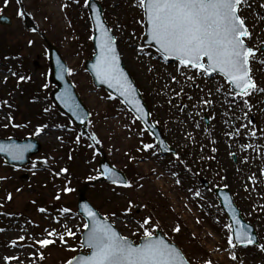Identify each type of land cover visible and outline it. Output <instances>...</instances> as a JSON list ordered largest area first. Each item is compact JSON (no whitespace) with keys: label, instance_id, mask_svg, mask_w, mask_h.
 Listing matches in <instances>:
<instances>
[{"label":"rangeland","instance_id":"rangeland-1","mask_svg":"<svg viewBox=\"0 0 264 264\" xmlns=\"http://www.w3.org/2000/svg\"><path fill=\"white\" fill-rule=\"evenodd\" d=\"M1 1L0 14L9 16L11 22L10 25L0 24V133L6 131L9 134L3 137L17 139L36 137L41 143L34 161L23 168L13 171L0 162V229H3L0 231V264H6L5 256L19 257L11 264H25L36 249L19 244L30 243L32 238H44L46 230L64 232V225L73 232L83 229L85 220L77 213L75 200V189L80 184L68 180L67 173L54 175L69 163L66 152L70 154V162L77 165L76 174L83 177L99 174V153L88 147L91 143L80 136L78 128L57 110L49 97L55 84L47 76V46L43 37L57 47L72 69L69 78L90 112L89 133L101 141L98 147L113 167L120 168L129 147L142 145L141 142L154 144V141L149 140L141 123L117 98L92 85L82 66L84 59L92 54V25L85 0L78 3L76 0H22L25 20L17 14L20 8L15 9L12 0L5 5L6 11ZM96 1L100 2L102 15L118 40L123 63L142 93L151 120L158 122L179 157L159 156L156 147L141 150L134 163L141 174L140 181L130 188L96 183L93 190L87 189V198L97 209L104 205L110 213L116 212L115 227L136 242L139 237L136 221L151 216L160 224L158 230L181 248L192 264H203L209 259L212 264H264V250L257 245L237 247L238 259H231L227 231L223 227L228 220L212 191L213 186L227 185L243 217L254 225L258 243L264 244V168L261 164L264 163V94L256 92L246 98L252 105L249 110L242 100L228 95L232 89L220 77L186 80L176 71L177 62L163 61L150 46L144 51L151 55L139 52L144 25L140 23L141 11L134 6V0ZM65 4L68 6L63 7ZM248 4L250 7H243L240 14L253 33L248 43L256 47L264 42V0H248ZM32 27L37 30L33 32ZM257 56L251 63L252 77L264 67L259 62L264 56L259 53ZM170 75L177 76L179 83L172 81ZM20 76L30 79L21 81ZM45 83L48 88H44ZM221 85L223 87L217 91ZM205 99L212 103L203 104ZM233 100L237 103L232 104ZM45 108L50 111L45 112ZM223 112L229 115L228 127ZM245 112L248 119L244 117ZM249 119L253 123L249 124ZM246 124L248 128L241 127ZM40 125L48 127L36 134ZM236 129L239 134H235ZM250 130H256L257 135H249ZM78 135L79 143L76 142ZM39 136H45L44 140ZM249 144L252 147H248ZM77 145L85 148L84 152L76 154V148L71 149ZM19 172H26L28 179L20 182ZM204 178L210 183L208 189L200 182ZM66 186L74 191L63 192ZM196 192L200 196H196ZM9 193L11 200L7 199ZM107 198L111 204H105ZM129 200L135 207L125 215L123 209ZM40 208L46 212L39 211ZM61 208L72 211L61 215ZM177 224L181 229L179 233L172 231ZM21 235L26 240L13 247L11 241ZM52 239L54 243L42 249L43 264H65L64 260H69L75 252L84 251L79 247L80 237L74 241L65 236L66 244L59 237Z\"/></svg>","mask_w":264,"mask_h":264},{"label":"snow or ice","instance_id":"snow-or-ice-1","mask_svg":"<svg viewBox=\"0 0 264 264\" xmlns=\"http://www.w3.org/2000/svg\"><path fill=\"white\" fill-rule=\"evenodd\" d=\"M8 2L9 0H5V5ZM76 2L78 3L79 0ZM17 3H21V0H17ZM89 5L90 0H85V6ZM67 6L63 5V7ZM134 6L140 9L142 16L140 23L145 27V44L139 46L141 54L151 55L144 51L145 47L151 46L163 61L174 59L177 62L176 71L186 80L194 82L198 78L220 77L233 88L228 95L242 100L249 110L252 105L246 98L256 92L264 93V88L259 87L251 75L252 61L258 59V53L264 56V42L256 47L249 45L248 41L251 40L253 33L246 23V18L240 14L243 7H250L248 0H134ZM17 14L20 17L26 15L22 9ZM96 25L99 29V36L94 37L97 57L93 69L97 79L108 84L109 87L115 88L119 95L124 97L125 102L132 106L136 118L144 121L147 128L154 127V125L148 124L150 114L138 100L137 88L120 66L116 37L111 34L110 29L105 26V22L100 19L98 11ZM36 30V28L32 29L33 32ZM29 43L31 44L32 41ZM259 62L264 64V60ZM71 71L72 69L60 66L57 73L58 78L63 79V73ZM19 79L23 81L30 77L20 76ZM170 79L179 83L175 75H170ZM48 87L49 85L45 83L44 88ZM222 87L223 85L218 87L217 91H220ZM181 92H183V88H181ZM179 94L177 93V95ZM209 95H211V91H209ZM57 99L63 100L77 116V119L81 118L78 114L79 105L74 102L69 103L71 95L67 90ZM202 103L207 105L212 101L205 99ZM231 103L236 104L237 101L233 100ZM44 111L48 112L50 109L45 108ZM244 117L248 119L247 112L244 113ZM225 122L227 123V121ZM251 123L253 121L249 119V124ZM47 127L48 125L38 126L36 134L43 133ZM241 127L248 128V125H241ZM147 128L144 131H147ZM143 134L142 131L140 135L143 136ZM235 134H239V129H236ZM248 134L255 137L257 132L250 130ZM228 135H233V133H228ZM91 138L97 145L101 143L94 134ZM80 139L81 137L77 136L76 142L79 143ZM141 143L142 150L154 149L157 146L151 143ZM30 147L32 145H0V152H7L13 159H23L25 151ZM88 147L91 148L94 145L89 144ZM248 147H252V145L249 144ZM99 151V148L95 149L96 154ZM177 157H179L178 153ZM44 162L47 163V160ZM68 171L67 168H62L54 175L60 176ZM99 176L106 177L114 185L132 187L131 181L122 180L120 173L107 164L102 166L98 176H89L88 179H98ZM179 182L177 180V183ZM62 191L70 193L74 189L66 186ZM195 195L200 196V193L196 192ZM7 199H12L11 193L8 194ZM56 199H60L59 194ZM226 203L231 207L229 201L226 200ZM134 207V202L129 200L123 213L125 215L131 213ZM82 208L87 217V223L83 224L85 231L79 247L87 249V252L70 258L66 264H192L181 248L157 231L161 226L151 216L136 221V232L139 234L140 241L137 243L117 230L113 222L117 218L116 212L101 215L87 203L83 204ZM39 211L46 212V209L40 208ZM59 211L63 215L72 210L61 208ZM231 219L234 223L223 225L227 231V244L231 259H238L235 249L239 245L245 247L257 245L261 250H264V244L258 243L257 237L246 228L238 215L234 213ZM57 221L59 222V217H57ZM64 228V232H58L56 229L46 230L47 235L44 238H32L30 243L19 244V246L35 248L36 251L30 255L34 257L38 255L43 260L44 254L41 249L54 243L52 237H59L60 241L66 244L65 236H76V233L67 225H64ZM180 230L179 224L172 229L176 233H179ZM25 240L26 237L21 235L12 240L11 245L15 247L18 242ZM3 259L6 264H11L12 261L19 260V257L5 256ZM203 264H212V261L209 259Z\"/></svg>","mask_w":264,"mask_h":264},{"label":"water","instance_id":"water-1","mask_svg":"<svg viewBox=\"0 0 264 264\" xmlns=\"http://www.w3.org/2000/svg\"><path fill=\"white\" fill-rule=\"evenodd\" d=\"M88 8V12L90 14L92 23L94 25V33H93V45H94V51L95 53L92 56L91 60H87L84 62V66L86 67V69L90 72L89 74H91L93 82L95 83L96 86H103L105 87L107 90L111 91L112 94H115L116 96H118L121 101L126 104L131 110H132V106L129 105L128 103L125 102L124 97H121L119 95V93L115 90V88H111L109 87L108 84L103 83L101 80L97 79L94 69H93V65L96 63V57H97V49H96V39H94V37H98L99 36V29L96 25V15H97V11L99 13L100 19L102 21V10H101V6L100 4L95 1V0H90V5L87 6ZM9 19H7L5 16H0V23H9ZM105 22V21H104ZM105 26H107V24L105 23ZM145 32V29H143ZM112 34V33H111ZM113 35V34H112ZM145 43V39L143 41ZM116 48H117V42H116ZM118 51V48H117ZM59 53L57 52V50L49 45L48 48V58H49V66H50V75H49V79L51 82L56 84L55 89L52 90L51 92V98L53 99L55 105L58 107V109L60 111H62L63 113L67 114L68 117H70V119L79 126L81 133L86 135V137L90 136L88 135L87 132V127H86V120L89 116V113L87 111V109L82 106L83 104L81 103L79 97L77 96V94L74 91V87L72 86V84L70 83L68 77H67V72L63 73V79H59L58 78V71H59V67L63 66L64 68H67L66 65L64 64L63 60L61 59L60 55H58ZM174 59H170L168 62L173 61ZM59 61V64H58ZM121 57H120V66L124 69V71L128 74L129 79L133 82L134 86L136 87L134 81L132 80L131 76L129 75L128 71L124 68L123 62H121ZM65 90L68 91V93H70L71 95V100L69 101V103L74 102L75 104L79 105V109H78V114L81 117L80 119H77V116L73 114V112L70 110V108L68 106H66L65 102L63 100L57 99L58 96L62 95ZM137 98L140 101L141 104L144 105L145 109L148 111L145 103H143V99L141 97V93H139V91L137 90ZM149 112V111H148ZM135 114V113H134ZM141 123L145 126V128H147V125L145 124L144 121L141 120ZM148 124L154 125V127L152 128H147L149 134H151L157 141L158 147L160 149V153L161 154H167V153H171L174 156L177 155L176 151L167 144L164 135L161 133V131L159 130V127L152 123L149 120L148 117ZM161 142H163V144H161ZM0 145H4V146H8V145H32V147L28 148L27 151H25L24 153V157L23 159H13L7 152H0V156L3 157L5 159V162H7V164L9 166H23L26 165L29 162V158L30 156H32L33 154H35L36 152L39 151L40 149V144L39 142L35 139V138H31V137H26L23 139H17V138H0ZM109 165V167H112L109 162L107 161V159L104 157V155H102V158L99 160V170H102V166L103 165ZM115 169V168H114ZM117 172L120 173V178L122 180H126V178L124 177L125 175H123V173L117 169H115ZM26 178V175H20L19 174V179L24 180ZM97 180H108L106 177L100 176ZM94 182V181H93ZM111 182V181H110ZM209 183L204 182V186L208 187ZM87 187V184H84L83 187H80L78 189L79 191V195H78V199H77V208H78V212L82 215V217L84 218V220H86L87 223V217L83 212V208L82 205L87 203L90 205V203L87 201L86 197H85V188ZM214 192L217 194V196L219 197V203L222 205L225 213L227 214L230 223H234L231 219L232 215L235 213L236 215L239 216V218L244 222L246 228L251 231L255 236L256 234L254 233V229L252 227L251 224L245 222L241 216L239 210L235 207L234 203H232V199L230 197V195L228 194V191L225 188H215ZM226 200L229 201L231 203V207L228 206V203H226ZM91 206V205H90ZM92 207V206H91ZM85 230H83L84 232ZM83 232L81 234V240L83 239ZM257 237V236H256ZM239 246H243V245H239ZM80 254H85L82 252L77 253L75 256L80 255Z\"/></svg>","mask_w":264,"mask_h":264},{"label":"trees","instance_id":"trees-1","mask_svg":"<svg viewBox=\"0 0 264 264\" xmlns=\"http://www.w3.org/2000/svg\"><path fill=\"white\" fill-rule=\"evenodd\" d=\"M69 167H70V165H69ZM69 169H71V167ZM121 169L123 170V172L126 173V177L130 181H134V180L139 178V176H137L138 175L137 171H135L133 168H131V162L130 161L129 162L125 161V163L121 166ZM68 175L71 178L74 177L71 170L68 171ZM29 261H30V264H43L41 262V259L38 257L31 258V259H29Z\"/></svg>","mask_w":264,"mask_h":264},{"label":"flooded vegetation","instance_id":"flooded-vegetation-1","mask_svg":"<svg viewBox=\"0 0 264 264\" xmlns=\"http://www.w3.org/2000/svg\"><path fill=\"white\" fill-rule=\"evenodd\" d=\"M257 82H261L262 87L264 88V69L261 70L256 78ZM264 94V93H263Z\"/></svg>","mask_w":264,"mask_h":264},{"label":"bare ground","instance_id":"bare-ground-1","mask_svg":"<svg viewBox=\"0 0 264 264\" xmlns=\"http://www.w3.org/2000/svg\"><path fill=\"white\" fill-rule=\"evenodd\" d=\"M221 114H222L223 117L226 118L225 120H227V118H229V115H228L227 113L223 112V113H221ZM225 124L227 125V127L229 126L228 120H227V123H225ZM45 136H46V135H45ZM45 136H44V137H45ZM44 137H40V136H39V139L44 140V139H43ZM261 164H262V168H264V163L262 162Z\"/></svg>","mask_w":264,"mask_h":264}]
</instances>
